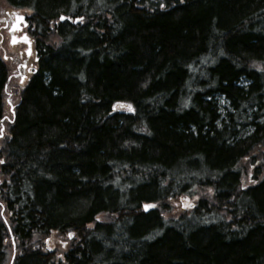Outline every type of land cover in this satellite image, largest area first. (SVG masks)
Returning <instances> with one entry per match:
<instances>
[{"label": "trees", "instance_id": "obj_1", "mask_svg": "<svg viewBox=\"0 0 264 264\" xmlns=\"http://www.w3.org/2000/svg\"><path fill=\"white\" fill-rule=\"evenodd\" d=\"M3 1L0 264H264V0Z\"/></svg>", "mask_w": 264, "mask_h": 264}, {"label": "flooded vegetation", "instance_id": "obj_2", "mask_svg": "<svg viewBox=\"0 0 264 264\" xmlns=\"http://www.w3.org/2000/svg\"><path fill=\"white\" fill-rule=\"evenodd\" d=\"M22 16L23 19H19ZM28 14L10 8L0 10V53L8 67L7 82L24 83L34 71V42L29 31ZM4 43L12 53L4 52ZM15 93V92H14Z\"/></svg>", "mask_w": 264, "mask_h": 264}, {"label": "rangeland", "instance_id": "obj_3", "mask_svg": "<svg viewBox=\"0 0 264 264\" xmlns=\"http://www.w3.org/2000/svg\"><path fill=\"white\" fill-rule=\"evenodd\" d=\"M4 8H7V5L5 4V2L3 0H0V10H2ZM4 47H5L4 52H6L7 54L12 53V50L8 47L7 43H4ZM1 54H2V52L0 53V56H1ZM8 83L10 84V82H8ZM13 84H11V86H13ZM21 85H23V83ZM14 86H16V84ZM11 90H13V89H11ZM14 99H16V94L14 95V93H11V92L6 93L5 94V101H6L5 106L7 108H9L10 102H12V100H14ZM221 104H222V107L225 106V110H229V106L227 105V103L225 101L221 100ZM254 110L252 109V111H254ZM58 240H60V237L56 238L55 241H58Z\"/></svg>", "mask_w": 264, "mask_h": 264}, {"label": "snow or ice", "instance_id": "obj_4", "mask_svg": "<svg viewBox=\"0 0 264 264\" xmlns=\"http://www.w3.org/2000/svg\"><path fill=\"white\" fill-rule=\"evenodd\" d=\"M19 19H23V17H20ZM61 19H63V17L61 18ZM80 19H82V18H80ZM129 108H131V106H129ZM148 207H154V205H145V208L147 209ZM73 234L72 233H69V236L71 237Z\"/></svg>", "mask_w": 264, "mask_h": 264}, {"label": "water", "instance_id": "obj_5", "mask_svg": "<svg viewBox=\"0 0 264 264\" xmlns=\"http://www.w3.org/2000/svg\"><path fill=\"white\" fill-rule=\"evenodd\" d=\"M22 17V16H19V18Z\"/></svg>", "mask_w": 264, "mask_h": 264}]
</instances>
